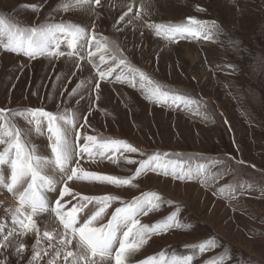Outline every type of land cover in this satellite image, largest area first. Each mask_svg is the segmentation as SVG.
Wrapping results in <instances>:
<instances>
[{"label": "rangeland", "instance_id": "obj_1", "mask_svg": "<svg viewBox=\"0 0 264 264\" xmlns=\"http://www.w3.org/2000/svg\"><path fill=\"white\" fill-rule=\"evenodd\" d=\"M66 2L0 0V16L11 17L22 27L79 22L89 33L96 23L94 31L98 38L106 37L110 45L117 46L133 68L198 100L199 104L185 109L150 102L139 86L133 88L116 82L120 68L108 80L100 81L97 98L98 77L87 51L81 53L83 60L78 57L29 60L0 46V108L16 112L42 107L53 113L68 109L69 115L75 114L76 127L82 136L86 133L124 140L144 153L180 154L185 167L205 166L204 175L191 181H178L149 171L133 181L135 186L75 179L67 182L74 193L114 195L123 201L156 192L161 197L160 206L141 215L142 224L161 221L179 209V226L153 234L131 257L132 264L159 258L161 253L165 259L192 255L191 264H264V0H101V6H92L96 15L85 14L82 8L65 12L62 5ZM30 5L39 7L33 10ZM121 16L124 20L115 23ZM188 17L215 22L218 30L213 31L211 40H168L156 36L148 27L151 23H186ZM61 49L68 51L66 45ZM93 59L98 61V55ZM77 62L80 65L85 62L87 71L93 75L92 82L84 87L88 72L85 76L80 73L75 67ZM85 99L88 105L81 108L78 101ZM17 123L33 129L30 139L38 146V154L51 155L48 133L43 131L46 123L42 125V133L26 125L22 118H17ZM82 124L84 127H80ZM71 139L75 143V132ZM116 156V163L99 157L94 163L85 154L81 165L88 171L127 177L133 175L138 165L127 163L125 157L136 161L146 158L139 152H121ZM5 174L10 175V171ZM220 188H224L222 193ZM55 192L47 196L48 200L55 197ZM11 197L12 205L0 199V224L5 231L13 227L12 214L7 210L17 202L12 194ZM67 200L71 205L77 202L71 197ZM118 206L119 201L113 203L103 218L94 222L95 226L106 224ZM88 208L78 218L90 215ZM45 214L36 217L41 229ZM50 220L49 225L54 223L53 217ZM210 238H215V246L201 253L199 244ZM36 240L35 233L15 236L16 244L26 246L24 251L17 255L14 249L0 250V259L4 264H28ZM49 243L47 238L41 239L37 250L42 255L34 264H47L54 256ZM51 243L56 245L58 240L54 238ZM55 264H66L63 255L56 257Z\"/></svg>", "mask_w": 264, "mask_h": 264}, {"label": "snow or ice", "instance_id": "obj_2", "mask_svg": "<svg viewBox=\"0 0 264 264\" xmlns=\"http://www.w3.org/2000/svg\"><path fill=\"white\" fill-rule=\"evenodd\" d=\"M93 5L101 6V0H67L62 5V9L67 12L70 8H82L96 15ZM30 7L35 10L39 5H30ZM137 16L139 17V14ZM123 20L124 16H121L115 23L118 24ZM148 27L156 36L168 40H211L213 31L218 30L215 22L208 23L193 17H188L186 23H151ZM92 28L93 31L89 33L88 28L79 22L63 21L22 27L11 17L0 16V46L7 52L23 55L32 60L45 57L51 59L78 57L79 60H83L85 57L81 53L87 51L89 63L95 68L98 77L95 83L97 98L100 81L108 80L117 68H120L121 73L115 75L116 82L127 83L133 88L139 86L150 102L185 109L199 104L198 100L155 82L149 74L133 68L117 46L110 45L106 37L98 38L94 31V23ZM62 45H66L68 51L62 50ZM97 55L98 61L93 59ZM101 65L107 66L101 67ZM75 67L80 69L81 65L77 62ZM78 87L79 84L72 89V93H75ZM17 118H22L26 125L34 126L37 133H42V125L46 123L50 156L38 154V146L30 139V132L33 129L21 127L17 123ZM84 119L87 123V116ZM73 132H75V143L71 139ZM81 140L83 143H80ZM0 146H3L0 148V190L6 189L17 202L16 206L7 210L12 214L11 230L5 231L4 225L0 224V250L14 249L19 255L26 246L23 243L16 244L14 237L35 233L37 240L33 245V255L28 264H34L41 257L42 252L37 250V245L43 238H47L50 242L48 247L54 249V256L47 264H55L56 257L61 255L66 264H109V262L132 264L131 257L153 234H160L173 226H179L177 220L179 209L151 225L141 223L139 219L141 215H147L160 206L158 202L161 201V197L156 192H145L131 201H123L114 195L87 196L74 193L68 186V181L75 179L118 187L135 186L133 181L149 171L171 176L178 181H191L201 178L205 169L203 164L195 168L185 167L180 154L144 153L124 140L98 138L86 133L82 136L76 127L75 114L69 115L68 109L53 113L42 107L26 108L16 112L0 108ZM121 152H139L141 157H146L139 161L125 157L127 163L138 165L131 176L118 177L88 171L81 165V159L85 154L94 163L96 157L116 163L118 159L116 154ZM237 163L244 162L237 161ZM6 170L10 171V175L6 176ZM58 185H63L58 190V197L54 202L49 201L45 192L57 191ZM223 191L224 188L219 189V192ZM65 197L77 201L67 211L64 210L65 204L61 203ZM117 201L120 206L114 209L108 222L99 227L95 226L94 222L102 219L106 210ZM89 205L92 207L88 208ZM85 208H88L90 215L86 214V218L84 216L78 218V213ZM43 213L53 217L54 223L52 225L44 223L41 229L36 217ZM56 221L58 223H55ZM61 227L62 231H60ZM54 238L58 240L56 245L51 243ZM214 246L215 238H210L200 243L198 249L203 253ZM43 254L47 255V252ZM192 259V255H173L171 259H165V254L161 253L159 258H147L140 264H191ZM0 264H4L2 259Z\"/></svg>", "mask_w": 264, "mask_h": 264}, {"label": "bare ground", "instance_id": "obj_3", "mask_svg": "<svg viewBox=\"0 0 264 264\" xmlns=\"http://www.w3.org/2000/svg\"><path fill=\"white\" fill-rule=\"evenodd\" d=\"M85 14H90V12H88V11H86V10H84L83 11ZM83 13V14H84ZM88 15H85V17H87ZM84 17V18H85ZM91 19V20H90ZM90 19H88L90 22H92L93 23V21H92V18H90ZM87 20V19H86ZM96 24V23H95ZM146 37H148V36H146ZM145 44V43H144ZM68 58V57H67ZM66 58V59H67ZM63 59H65V58H63ZM71 59H73V58H71ZM67 60H69V59H67ZM84 64H86L85 62L83 63V65H81V68L79 69V72L80 73H82V74H84V76L87 74L86 72H88L87 71V67L84 65ZM71 69V68H70ZM67 70V69H66ZM79 75V74H78ZM78 79V78H77ZM91 80H93V75H92V73L91 72H88V75H87V79H85L84 81V85H83V87L85 86V84L87 83V82H89V81H91ZM92 82V81H91ZM90 82V83H91ZM78 92V91H77ZM87 101V99H85L84 100V102H83V100H80V101H78L79 103H80V107L81 108H84V107H86L88 104H86L85 102ZM83 102V103H82ZM59 186L57 187V191L55 192L56 193V195H55V197L53 198V199H51V200H49V201H52V202H54V200L58 197V190H59ZM45 195L46 196H51L52 195V192H45ZM48 197V198H49ZM0 199L3 201V203H5L6 205H12V201H13V198L11 197V194L9 193V192H7V190H4V189H2V190H0ZM14 202V201H13ZM66 202H68V200H67V197H65L62 201H61V203H64L65 204V211H67V210H69L71 207H72V205L70 204V203H66ZM13 207V206H12ZM81 213V212H80ZM80 213H78L79 215H80ZM85 216V215H84ZM42 224L44 225V223H47V224H49L50 222H51V220H50V216L49 215H47V214H45V215H42ZM81 223H82V221H81ZM52 225V224H51ZM133 259H131V261H132Z\"/></svg>", "mask_w": 264, "mask_h": 264}, {"label": "crops", "instance_id": "obj_4", "mask_svg": "<svg viewBox=\"0 0 264 264\" xmlns=\"http://www.w3.org/2000/svg\"><path fill=\"white\" fill-rule=\"evenodd\" d=\"M27 58V57H26ZM62 58H67V57H62ZM62 58H60V59H62ZM18 59L20 60V61H23L24 59L23 58H21V57H18ZM29 59V58H28ZM37 59H40V58H37ZM68 59V58H67ZM29 60H32V59H29ZM36 60V59H35ZM45 109V108H44ZM45 110H47V109H45ZM44 132H46L47 133V131H46V127L44 128V130H43Z\"/></svg>", "mask_w": 264, "mask_h": 264}]
</instances>
